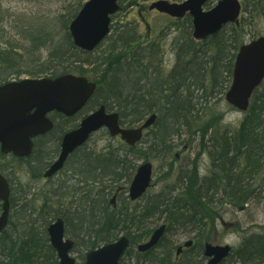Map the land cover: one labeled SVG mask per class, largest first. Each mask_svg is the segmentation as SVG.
I'll return each instance as SVG.
<instances>
[{"label": "trees", "instance_id": "16d2710c", "mask_svg": "<svg viewBox=\"0 0 264 264\" xmlns=\"http://www.w3.org/2000/svg\"><path fill=\"white\" fill-rule=\"evenodd\" d=\"M243 10L249 17H243L241 24L232 26L227 34L224 29L205 41L192 38L191 17L186 16L182 24L190 29H184L183 33L190 32L188 38L179 43L178 62L165 80L160 78V59H155L160 53L159 45L150 43L142 46L135 27L115 24V15L112 17V32L105 39L108 42L106 49L99 57L93 58L92 53L105 41L93 52L82 51L74 45L68 27L77 12L69 11L68 17L50 16L43 22H35L32 17H26L19 23L8 19L6 27L5 19L1 18L0 84L7 81L10 75L37 77L48 74L56 77L77 73L89 77V72H95L93 80L97 82V88L88 103L92 109L104 104L109 111L116 110L121 125L128 127L157 113L154 125L159 131L154 132V138L144 150L140 144H123L119 148L97 151L85 144L67 161L70 179L61 181L56 190L44 192L40 205L35 197L25 196L18 210L12 209L26 192L16 190L14 186L21 184L15 180V165L27 164L33 181L42 178L46 166L54 158L47 161L46 154L47 158L51 157V153L56 154L63 133L70 127L59 129L56 126L49 133H56L50 139L51 144H56V151L54 148L49 152L45 150L33 164L30 159L43 137L36 140L33 154L28 158L0 153V170L11 186V219L9 226L0 234V264H59L47 233L48 225L58 217L65 220L67 235L76 241L77 264H83L85 251L117 240L121 233L130 238L131 245L120 264H131L132 260L134 264L204 263V241L210 238V223L218 217V212L212 209L217 200L241 207L254 194L246 182L255 179L264 169V81L255 90L239 128H220L212 119L210 127H215L211 128L207 139L211 160L209 176L200 180L195 171L188 170L178 181L179 191L175 192V188L170 193L164 190L147 198L144 204L136 202L133 208L125 206L121 195L119 200L125 205L113 208L108 196L118 186L130 184L139 154L149 160L155 150L170 153L172 145L167 142L172 137L170 134L179 132L181 126L191 129L197 125L199 109L196 103L199 100L192 99L193 87L201 89L204 94L199 99L204 101H208L207 95L226 93L232 80L237 51L243 44L239 42L240 33L253 24L251 20L258 14L264 17V0H246ZM61 22L63 26L59 30ZM8 24L12 29H18L16 33L22 44L8 40L7 31L12 30ZM25 42L31 45L24 46ZM40 47L47 51L44 59L36 54ZM208 127V124L200 127L203 136ZM31 189L29 186V193ZM217 196L219 198L215 200ZM157 215L164 217L166 233L156 248L141 253L136 246L151 236L156 228L151 219ZM175 230L195 233L193 247L178 258L175 255L177 246L166 236ZM221 264H264V231L245 235L239 247Z\"/></svg>", "mask_w": 264, "mask_h": 264}, {"label": "water", "instance_id": "95a60500", "mask_svg": "<svg viewBox=\"0 0 264 264\" xmlns=\"http://www.w3.org/2000/svg\"><path fill=\"white\" fill-rule=\"evenodd\" d=\"M121 0H87L77 16L71 21L69 31L74 44L87 52L93 51L110 33L111 16L119 11ZM209 0H185L181 3L157 0L149 9H156L172 17L182 18L187 13L193 19V36L206 39L219 32L227 23L238 22L241 12L239 0H219L213 8L204 10ZM264 80V37H259L240 47L233 70V80L226 94V100L241 111L250 106V99ZM96 83L84 76L73 74L56 78L22 79L0 86V145L3 153H13L18 157L29 156L33 151V138L44 135L53 128L48 114L56 111L66 116L79 112L93 95ZM157 115L152 114L137 128H123L119 124L117 112H106L101 106L85 117L78 128L63 136L61 151L55 162L46 171L50 177L61 170L68 158L82 146L92 133L107 127L112 136L121 135L128 144L134 145L141 140L144 129L150 127ZM153 165L141 164L131 182L129 194L136 200L150 187ZM0 232L8 224L10 213V186L0 173ZM115 197L113 198V202ZM166 230V225L155 229L150 239L138 245L141 252L154 248ZM52 246L57 250L60 264H76L71 256L74 241L65 239V222L58 218L48 227ZM193 243L189 240L185 246ZM130 246V239L122 235L117 241L91 249L86 254L85 264H120L125 251ZM180 250L182 247L179 248ZM231 252L230 245L205 244V264H220Z\"/></svg>", "mask_w": 264, "mask_h": 264}, {"label": "rangeland", "instance_id": "374dc122", "mask_svg": "<svg viewBox=\"0 0 264 264\" xmlns=\"http://www.w3.org/2000/svg\"><path fill=\"white\" fill-rule=\"evenodd\" d=\"M86 1L87 0H0V21L1 18L5 19L4 27H6V20L8 19H12L14 22L19 23L26 17H32L31 19L35 22H43L48 17L56 15H66V17H68L70 12L74 14L76 12L78 13ZM154 1L157 0H124L121 4L122 7L120 11L115 14L113 22L115 24L122 23V25L128 24L129 28L135 27L137 34L140 36V43L142 46H147L150 43H157L159 45L160 53L155 59L157 61L160 59V78L165 80L169 72L178 62L177 53L179 51V43H183L188 38V32H190V30L184 31V33L183 30H188L190 27L183 26L182 22L184 19L179 20L167 14L160 13L155 9L150 10L149 6ZM169 1L179 2L177 0ZM217 1L218 0H211L204 8L209 9L210 7H213ZM240 1L244 7L246 0ZM258 15L259 16H256L251 20L253 24L246 26L240 33L239 42L247 43L258 36H264V17L263 15ZM243 17H249V14L244 11L242 12L240 24ZM69 19H71V17ZM62 24L63 22L59 23V30L62 29ZM232 26L235 25L229 24L225 27L226 34ZM8 28H11L9 24ZM240 28L241 26L238 27L237 30H241ZM16 31H18V29L14 27L11 31H7L9 34L8 40H10L11 43L22 44L23 41L19 40V35ZM190 35H192V31L190 32ZM30 45L31 44L28 42L24 43V46L29 47ZM107 45L108 42L105 41L92 53L91 58L99 57L102 51L106 49ZM38 51L39 52L36 54H40L39 56L42 59L47 56V51L43 50L41 47ZM28 56L29 55L26 57ZM88 67L89 69L91 68V66ZM28 68L32 67L29 66ZM88 74L90 79L93 80L95 78V72H89ZM46 75L48 74L41 76ZM26 77L31 76H28L27 74H22L18 77L10 75L7 80H17ZM192 93V99L194 101L199 100V102L196 103V108L199 109L196 114L197 125H194L191 129L187 126H181L179 132H176L175 134L172 132L170 134L172 137L167 141L172 145L170 153L155 150L149 157V160L137 153L140 157L136 160V168L145 161L152 162L154 166L152 186L148 189L143 198L138 201H131L128 195L129 184L125 185L126 191L121 194V197L124 199L126 205L117 199V208L120 206L122 207L123 205L133 208L136 202L140 205L144 204L147 201V198H151L155 194L164 190L170 193L171 191L173 192V188H175V192L179 191L181 187L178 185V181L180 180V177L182 178L183 176L184 178L188 170L195 171L200 180L202 177L209 176L211 160L207 150V139L211 134L210 132H212L211 128L215 127H210L213 124L211 123L213 122L212 119L216 120L215 125L219 124L220 128H230L235 130L239 128L244 119L245 113L229 104L225 99V94H218L217 96L216 94L207 95L208 101H204L199 99L203 93L201 89L193 87ZM207 93L210 94V92ZM92 110L93 109L89 104L88 107L86 106L80 113L75 115L73 120L66 127L78 124L82 117ZM205 124L209 125V129L203 136V130L200 129V127L202 128ZM198 125L200 130L198 129ZM156 130L159 131V128L155 127V125L148 129L146 136L140 143V148L144 150L149 146L154 138V132ZM55 134L56 133L48 134L43 137L42 140L38 141L34 156L30 159L31 164H33L36 158L41 156L45 150L49 152L50 150L53 151L54 148L56 151V144H51L52 142H50V139L54 138ZM123 144L124 143L119 137L110 136L105 129L96 132L87 143L88 148H93L97 151H103L109 147L119 148ZM58 153L59 150L56 154L51 153V157L49 158H47L48 154H46L45 159L49 161L54 157L52 159L54 160ZM134 156L136 157L137 155H132V157ZM26 165H15L17 170L15 173V180L18 182L20 181L21 184L14 186L16 187V190L19 189L22 193L25 191L26 194H24V197L14 205L12 210H18L20 208L19 206L24 203L23 198H25V196H27V198L35 197L40 205L45 194L44 192L49 193L52 190H56L61 181L71 178V173L67 172V167H65L50 179L44 180V178H40L39 180L33 181L27 171L28 168H26ZM182 180L180 181V185ZM246 183L254 190V194L250 197V200L247 203L242 204L241 207H234L228 202L219 201V199L217 200V205H214L215 207L212 208L218 212V217L216 221L210 223V238L207 240L209 243L214 245L229 244L235 249L239 247L245 235L249 233H262V231H264V169L255 179H248ZM29 186L32 187L30 193L28 191ZM113 194L114 191L109 194V200L112 198ZM218 198L219 197L217 196L215 200ZM23 214L24 213L22 212L21 215ZM151 222L153 226L157 227L165 223V219L164 217L157 215L152 217ZM194 234V232L190 231L175 230L174 232L167 233L166 236L172 244L178 246L191 239ZM74 254L75 256L77 255L75 252ZM132 255H134V252H132ZM133 262L134 260L131 261V264H134Z\"/></svg>", "mask_w": 264, "mask_h": 264}, {"label": "flooded vegetation", "instance_id": "af4514ba", "mask_svg": "<svg viewBox=\"0 0 264 264\" xmlns=\"http://www.w3.org/2000/svg\"><path fill=\"white\" fill-rule=\"evenodd\" d=\"M48 117L53 121V123H54V127H53V129L51 130V131H49V133L50 132H52L53 130H55V128H56V126L57 127H59V129H62V128H64V127H66L72 120H73V118L75 117V115H73V116H65V115H63V114H61V113H54V112H51V113H49L48 114ZM77 125V126H76ZM73 124L72 126H69L70 127V129L68 128V130L67 131H69V130H73V129H75L76 127H78V125H79V123L78 124ZM67 131H65L64 133H63V135L67 132ZM49 133H47L46 135H48ZM46 135H44V136H46ZM63 135H62V137H63ZM36 141V139H34V142ZM61 142H62V138H61V141H60V147H61ZM60 147H59V151H60ZM81 148V147H80ZM79 149V148H78ZM77 150V149H76ZM75 150V151H76ZM74 151V152H75ZM73 152V153H74ZM73 153H71L70 155H69V157H68V159L70 158V156L73 154ZM68 159H67V161H68ZM55 160V159H54ZM54 160H52V162L51 163H53V161ZM67 161H66V163H65V166H64V168L66 167V165H67ZM51 163L48 165V166H46V168H45V170H44V172L46 171V169L51 165ZM63 168V169H64ZM62 169V170H63ZM61 170V171H62ZM70 172V171H69ZM114 191V194H113V196H112V198L110 199V204H112V206L114 207V208H117V206H118V202H117V199H119V197H120V195L124 192V191H126V186H118L115 190H113ZM112 191V192H113ZM115 197V202H113V198ZM1 212V211H0ZM58 218H62V217H58ZM10 219H11V210H10V214H9V217H8V224H7V226L5 227V229L9 226V222H10ZM63 219V218H62ZM64 220V219H63ZM64 222H65V220H64ZM51 224V223H50ZM49 224V225H50ZM49 225H48V227H49ZM48 227H47V233H48ZM5 229H3V231L5 230ZM2 231V232H3ZM2 232H0V234L2 233ZM65 236H66V238H70V239H72V240H74L73 238H71L69 235H67V233H66V223H65ZM48 237H49V235H48ZM190 240H192L193 241V243L190 245V246H188V247H186L185 246V242L184 243H182V244H180V245H178L177 246V249H176V257L178 258V257H181V256H183V254H184V252L185 251H189L190 250V248L191 247H193V245H194V243H195V240H194V238H191ZM99 247V246H98ZM98 247H96V248H98ZM180 247H182V249L180 250L179 248ZM75 248H76V241L74 240V246H73V249L71 250V254H73V256H75V254H74V252L77 254L76 256H75V258H76V260H77V263L79 262V257H78V253L76 252V250H75ZM91 249H94V248H91ZM90 250V249H89ZM89 250H87V251H85V259H86V254H87V252L89 251ZM55 251H56V254H57V256H58V252H57V250L55 249ZM204 258H205V256H204ZM85 259H84V262H85ZM207 258H205V260H206ZM58 260L60 261V259H59V256H58ZM208 260V259H207ZM83 262V263H84ZM204 264V263H203Z\"/></svg>", "mask_w": 264, "mask_h": 264}]
</instances>
